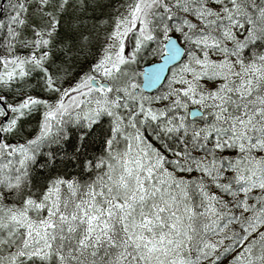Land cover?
I'll return each mask as SVG.
<instances>
[{"label":"snow or ice","instance_id":"6c2138e0","mask_svg":"<svg viewBox=\"0 0 264 264\" xmlns=\"http://www.w3.org/2000/svg\"><path fill=\"white\" fill-rule=\"evenodd\" d=\"M0 264H264V0H0Z\"/></svg>","mask_w":264,"mask_h":264},{"label":"bare ground","instance_id":"6f19581e","mask_svg":"<svg viewBox=\"0 0 264 264\" xmlns=\"http://www.w3.org/2000/svg\"><path fill=\"white\" fill-rule=\"evenodd\" d=\"M150 61H152V60H150ZM153 62H159V61H158V59H157L156 61H153Z\"/></svg>","mask_w":264,"mask_h":264},{"label":"rangeland","instance_id":"374dc122","mask_svg":"<svg viewBox=\"0 0 264 264\" xmlns=\"http://www.w3.org/2000/svg\"><path fill=\"white\" fill-rule=\"evenodd\" d=\"M153 61H149V63H152Z\"/></svg>","mask_w":264,"mask_h":264}]
</instances>
